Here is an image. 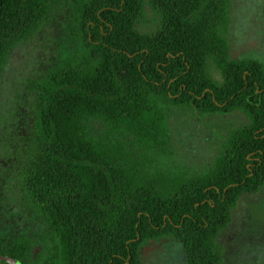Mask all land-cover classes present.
<instances>
[{
	"label": "trees",
	"instance_id": "16d2710c",
	"mask_svg": "<svg viewBox=\"0 0 264 264\" xmlns=\"http://www.w3.org/2000/svg\"><path fill=\"white\" fill-rule=\"evenodd\" d=\"M232 6L0 0V80L16 49L61 30L22 109L0 119V255L143 264L146 243L171 239L188 264L223 263L219 238L264 188V63L231 54ZM186 110L249 119L200 173L173 158L170 122Z\"/></svg>",
	"mask_w": 264,
	"mask_h": 264
},
{
	"label": "rangeland",
	"instance_id": "374dc122",
	"mask_svg": "<svg viewBox=\"0 0 264 264\" xmlns=\"http://www.w3.org/2000/svg\"><path fill=\"white\" fill-rule=\"evenodd\" d=\"M231 21V54L238 60L264 63V0H233ZM58 29V24L48 27L14 51L0 80V119L7 116L11 120L9 112L22 109L28 82L38 77L54 56ZM248 122V117L239 111L211 117L178 111L170 122L174 162L194 173L206 171L220 155L223 141ZM219 243L222 264H264V188L256 195L241 198L233 223ZM139 257L143 264H188L182 245L171 239L149 241Z\"/></svg>",
	"mask_w": 264,
	"mask_h": 264
},
{
	"label": "water",
	"instance_id": "95a60500",
	"mask_svg": "<svg viewBox=\"0 0 264 264\" xmlns=\"http://www.w3.org/2000/svg\"><path fill=\"white\" fill-rule=\"evenodd\" d=\"M0 262L5 263V264H21L18 260L12 257L3 256V255H0Z\"/></svg>",
	"mask_w": 264,
	"mask_h": 264
},
{
	"label": "flooded vegetation",
	"instance_id": "af4514ba",
	"mask_svg": "<svg viewBox=\"0 0 264 264\" xmlns=\"http://www.w3.org/2000/svg\"><path fill=\"white\" fill-rule=\"evenodd\" d=\"M246 74H247V72H245V75H246ZM239 112H241V111H239ZM26 113L28 114V116L30 115L29 110H27ZM243 114H244V113H243ZM244 115H245V114H244ZM245 116H246V115H245ZM22 117H24V116H22ZM24 137H26V134H25ZM37 249H39V248H37ZM37 249H36V250H37ZM36 250H35V252H36Z\"/></svg>",
	"mask_w": 264,
	"mask_h": 264
}]
</instances>
